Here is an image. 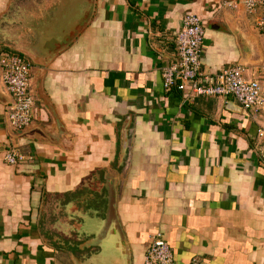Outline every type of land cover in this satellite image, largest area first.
I'll use <instances>...</instances> for the list:
<instances>
[{"label":"crops","instance_id":"obj_1","mask_svg":"<svg viewBox=\"0 0 264 264\" xmlns=\"http://www.w3.org/2000/svg\"><path fill=\"white\" fill-rule=\"evenodd\" d=\"M241 1L94 0L85 29L51 57L90 0H0V55L30 62L35 100L31 126L12 129L0 80V264H126L117 237L99 232L105 178L118 189L128 155L117 217L130 264L155 232L175 264H264V114L253 120L231 98L185 102L162 81L195 14L202 71L239 65L264 93V36ZM10 145L32 162L7 165Z\"/></svg>","mask_w":264,"mask_h":264},{"label":"built area","instance_id":"obj_2","mask_svg":"<svg viewBox=\"0 0 264 264\" xmlns=\"http://www.w3.org/2000/svg\"><path fill=\"white\" fill-rule=\"evenodd\" d=\"M240 4L254 21L258 33L264 36V0H242ZM224 5L234 8L232 3ZM204 35L202 18L195 14L182 18L175 37L176 61L162 70L164 89L180 92L185 102L198 98H231L250 118H259L264 114V93L258 80L246 77L243 67L231 66L214 76L202 71L200 52ZM31 72L30 62L22 56L0 55V80L11 99L5 112L6 121L18 132L28 129L33 121L35 100L30 92ZM261 137L259 159L264 163V135ZM3 160L9 166L32 162L22 148L14 145L6 148ZM142 264H175L172 251L160 232L151 237Z\"/></svg>","mask_w":264,"mask_h":264},{"label":"water","instance_id":"obj_3","mask_svg":"<svg viewBox=\"0 0 264 264\" xmlns=\"http://www.w3.org/2000/svg\"><path fill=\"white\" fill-rule=\"evenodd\" d=\"M94 9V0H90V9L83 15V17L75 24L74 27L70 29V32L66 34V37L63 38V42H51V48H48L49 55L54 57L58 52L65 49L68 45L71 44L73 39L80 34L85 27L88 25L91 16L93 14ZM60 127V126H59ZM59 132H62L59 129ZM52 137V136H51ZM53 140V138H51ZM130 164V155L127 156L125 161V165L119 174V185L118 189H116V176H108L105 178L106 180V187L108 192V203H107V210L105 214V218L102 224V228L99 232L101 238H104L107 235V232H111V235H114L118 239V244L116 245L122 250L123 257L125 258L126 264H130V257H129V248L126 241V237L120 227L117 217V202L122 193L123 187V177L126 174V171Z\"/></svg>","mask_w":264,"mask_h":264},{"label":"rangeland","instance_id":"obj_4","mask_svg":"<svg viewBox=\"0 0 264 264\" xmlns=\"http://www.w3.org/2000/svg\"><path fill=\"white\" fill-rule=\"evenodd\" d=\"M58 3V0H50V5L52 6V5H56ZM44 5V6H48L49 4H48V2H46L45 0H10V6H14V5H16L17 7H19V6H24V7H26V6H28V5H30V6H32V5ZM48 10H50L51 11V9H49L48 8ZM46 12H47V9H46ZM30 21L32 20V19H29ZM197 263V260H194L193 261V264H196Z\"/></svg>","mask_w":264,"mask_h":264}]
</instances>
